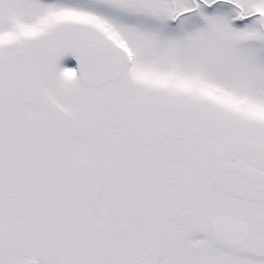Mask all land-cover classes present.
Here are the masks:
<instances>
[{
    "label": "snow or ice",
    "instance_id": "obj_1",
    "mask_svg": "<svg viewBox=\"0 0 264 264\" xmlns=\"http://www.w3.org/2000/svg\"><path fill=\"white\" fill-rule=\"evenodd\" d=\"M0 264H264V0H0Z\"/></svg>",
    "mask_w": 264,
    "mask_h": 264
}]
</instances>
